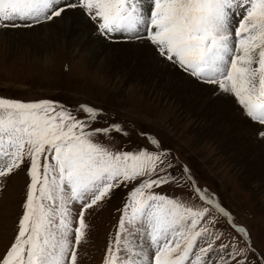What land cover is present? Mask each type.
Instances as JSON below:
<instances>
[{"label": "snow or ice", "instance_id": "snow-or-ice-1", "mask_svg": "<svg viewBox=\"0 0 264 264\" xmlns=\"http://www.w3.org/2000/svg\"><path fill=\"white\" fill-rule=\"evenodd\" d=\"M66 17L94 42L143 47L230 103L264 140V0H0V28ZM140 135L144 146L116 150L110 143L130 133L102 109L0 97V181L21 170L28 178L0 264H79L87 215L121 190L102 264H264L249 231L162 141Z\"/></svg>", "mask_w": 264, "mask_h": 264}, {"label": "rangeland", "instance_id": "rangeland-1", "mask_svg": "<svg viewBox=\"0 0 264 264\" xmlns=\"http://www.w3.org/2000/svg\"><path fill=\"white\" fill-rule=\"evenodd\" d=\"M53 21L59 24L63 22L61 19ZM5 30L17 29L0 28V31ZM19 38L22 37L17 36V39ZM9 43L10 40L1 33L0 97L22 101L53 100L66 106L73 113L80 104L102 109L105 118L117 120L130 133V136H121L110 143L116 150H132L137 146H144L148 141L140 135L141 132L162 141L171 156L175 157L180 165L189 169L195 183L213 195L230 212L233 219L249 231L251 244L256 249L264 251V191L257 189L254 183L258 179L256 174L252 176L254 181L245 185L244 180L247 176L242 175V170L234 168L238 170L237 176L231 175L234 170L223 171L225 163L222 164L224 159L217 146L214 145L216 148L212 147L210 151L209 145H203L205 142L199 141L204 133L202 127L206 126L207 122L192 115L191 109L184 106L178 111L177 107L166 105L168 97L164 96L161 99V93L148 89L150 84L147 86L142 83L140 88L132 89L131 78L123 69H126L128 64L133 65L134 61L126 63L124 57L117 58L116 72L113 70L106 72L102 71L101 65L92 63L87 56L84 58L73 54L69 49L67 50L70 52L65 50L69 45L65 42L59 46H64L65 49L58 48L54 50L55 52L48 53L49 49L47 54H42L36 48L30 50L29 46H10ZM102 51L108 56L115 57L113 50ZM123 51L124 55L126 51L131 55V50ZM157 74L159 77L143 75L144 81L148 78L159 81L161 78L170 97L173 94L170 91L171 87H178L186 82L184 79L170 78L160 72ZM184 97L188 98V94ZM171 112L174 119L169 117ZM207 113L217 114L213 111ZM237 128L247 129V126L239 123ZM259 167L264 168V157ZM235 177L237 179H234ZM27 182L24 170L11 175L7 180L0 181V253L10 245L16 235ZM162 191L169 196L174 193L179 195L172 186H166ZM125 195L123 190L117 192L109 202L87 215L89 229L86 239L78 249L79 264H102L105 248L115 232L119 218L117 208L122 205ZM193 202L199 203L195 198ZM257 254L259 255V252Z\"/></svg>", "mask_w": 264, "mask_h": 264}, {"label": "bare ground", "instance_id": "bare-ground-1", "mask_svg": "<svg viewBox=\"0 0 264 264\" xmlns=\"http://www.w3.org/2000/svg\"><path fill=\"white\" fill-rule=\"evenodd\" d=\"M1 33L6 36V39L10 40V46L25 45L26 47L29 46L30 50L39 49L42 54H47L49 49L48 53L55 52L54 50L58 48L65 49L66 47L64 46L59 47L60 44L64 45L63 42H65L67 45L69 44L65 50L69 49L73 54L81 57L87 56L92 63L101 65L102 71L106 70V72L107 70L116 72L117 58L124 57L126 63L134 61L133 65L128 64L126 69H123L126 75L131 78V88L138 89L142 83L144 85L150 84L148 89L161 93V99L164 96L168 97L166 105H172L174 108L177 107L178 111L184 106L191 109L192 115L202 118L203 121L207 122L206 126L202 127L204 128V133L200 136L199 141L200 143L205 142L203 145H209L208 150L212 147L216 148L214 145L217 146L224 159V161L222 160V164L225 163L223 171L234 170V173L231 175L237 176L238 173L236 171L238 170L234 168L242 170V175L245 174L247 176L246 180H244L245 185L251 181L253 182L252 176L256 174L258 179L254 183L257 189H261V192L264 191V168L261 169L259 167L262 157H264V140L254 135L252 129L247 126L230 103L214 95L207 88L189 83L187 77H182L166 63H160L156 59L151 58L143 47L136 44L103 45L99 42H94L93 37L84 35L82 28L73 22L71 18L67 17L63 19L62 24L52 21L49 24L45 23V25H39L31 29L5 30L0 31ZM17 36L22 38L17 39ZM103 49L113 50L115 57L104 54ZM123 49L131 50V55L128 51L124 55ZM48 56L50 57L51 54H48ZM157 72L163 73L170 78L177 77L180 80L184 79L186 82L178 87H171L170 91L173 94L170 97L161 78L159 81H153L151 78L144 81L143 75L148 74L159 77ZM185 94H188V98L184 97ZM207 111H213L217 114L210 115ZM169 117L173 118L172 112L169 114ZM239 123L246 125L247 129H238ZM221 156L218 155L220 158ZM234 179H237V177ZM257 189L254 191L255 193Z\"/></svg>", "mask_w": 264, "mask_h": 264}]
</instances>
